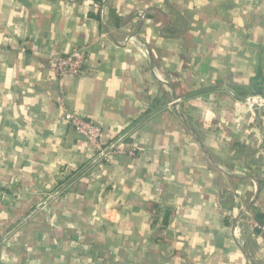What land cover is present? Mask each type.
I'll list each match as a JSON object with an SVG mask.
<instances>
[{
  "label": "crops",
  "instance_id": "crops-1",
  "mask_svg": "<svg viewBox=\"0 0 264 264\" xmlns=\"http://www.w3.org/2000/svg\"><path fill=\"white\" fill-rule=\"evenodd\" d=\"M255 92L264 0H0V264H264Z\"/></svg>",
  "mask_w": 264,
  "mask_h": 264
},
{
  "label": "built area",
  "instance_id": "built-area-1",
  "mask_svg": "<svg viewBox=\"0 0 264 264\" xmlns=\"http://www.w3.org/2000/svg\"><path fill=\"white\" fill-rule=\"evenodd\" d=\"M142 54L147 56V51L143 49ZM88 59L89 50L86 47L75 49L71 53L57 57L54 60L53 72L60 78L85 77L89 73ZM244 104L253 112L255 107L260 108L264 106V99L259 96L249 97L245 100ZM63 113L65 122L73 128L77 135L87 140L89 146L96 154L95 159L98 161L109 162L111 156L114 154L127 155L130 158L136 157L137 151L135 148L125 152L119 149L118 145L105 146L103 142L104 131L100 125L84 119L70 109L64 108ZM255 226L264 234V222Z\"/></svg>",
  "mask_w": 264,
  "mask_h": 264
},
{
  "label": "water",
  "instance_id": "water-1",
  "mask_svg": "<svg viewBox=\"0 0 264 264\" xmlns=\"http://www.w3.org/2000/svg\"><path fill=\"white\" fill-rule=\"evenodd\" d=\"M262 93H254V96H258V95H261Z\"/></svg>",
  "mask_w": 264,
  "mask_h": 264
}]
</instances>
